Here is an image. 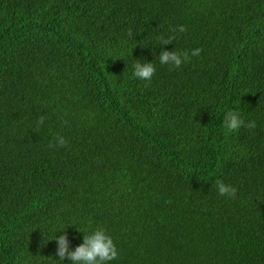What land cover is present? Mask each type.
Returning a JSON list of instances; mask_svg holds the SVG:
<instances>
[{
	"label": "trees",
	"instance_id": "1",
	"mask_svg": "<svg viewBox=\"0 0 264 264\" xmlns=\"http://www.w3.org/2000/svg\"><path fill=\"white\" fill-rule=\"evenodd\" d=\"M97 228L108 264H264V0H0V264Z\"/></svg>",
	"mask_w": 264,
	"mask_h": 264
},
{
	"label": "clouds",
	"instance_id": "2",
	"mask_svg": "<svg viewBox=\"0 0 264 264\" xmlns=\"http://www.w3.org/2000/svg\"><path fill=\"white\" fill-rule=\"evenodd\" d=\"M173 32H185L186 28L184 26H179V28H173ZM128 35L131 37L132 32L129 31ZM161 45L172 44V41L176 39V36H169L164 38L163 36L157 37ZM201 49L197 48L191 52V56H199ZM190 56L188 52L180 51H162L159 55V62L162 65H168L170 70L180 68L182 63L188 62ZM134 71L133 76L142 81L151 82L153 75L155 74V66L153 63L144 62L141 63L140 60H136L133 65ZM45 117L41 116L37 121V126L44 124ZM242 126H245V122L241 119L240 114L235 111L229 110L223 119V127L228 133L235 132L239 130ZM246 127L255 128L256 124L254 121L249 122ZM67 141L63 136L57 135L54 138V142L48 144L49 148L65 147ZM216 186L218 194L226 197H234L236 195V188L226 185L222 180L216 181ZM64 232V231H63ZM57 243V253L56 255L60 258L59 261L62 262L68 259L72 264H108V262L115 260L118 257V251L113 242L111 236H109L103 228H97L88 235H83V243L75 248V250L70 251L68 247V238L66 233L56 236L54 239Z\"/></svg>",
	"mask_w": 264,
	"mask_h": 264
}]
</instances>
